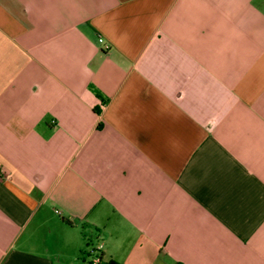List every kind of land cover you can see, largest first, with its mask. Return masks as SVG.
<instances>
[{
  "label": "crops",
  "instance_id": "0c3cea01",
  "mask_svg": "<svg viewBox=\"0 0 264 264\" xmlns=\"http://www.w3.org/2000/svg\"><path fill=\"white\" fill-rule=\"evenodd\" d=\"M97 244L264 264V0H0V264Z\"/></svg>",
  "mask_w": 264,
  "mask_h": 264
},
{
  "label": "built area",
  "instance_id": "2783aa9c",
  "mask_svg": "<svg viewBox=\"0 0 264 264\" xmlns=\"http://www.w3.org/2000/svg\"><path fill=\"white\" fill-rule=\"evenodd\" d=\"M98 42L102 44V48H106L107 45L103 43L102 38H97ZM100 244H97L95 248L91 250L92 254L83 262V264H97L99 261Z\"/></svg>",
  "mask_w": 264,
  "mask_h": 264
},
{
  "label": "trees",
  "instance_id": "16d2710c",
  "mask_svg": "<svg viewBox=\"0 0 264 264\" xmlns=\"http://www.w3.org/2000/svg\"><path fill=\"white\" fill-rule=\"evenodd\" d=\"M106 264H121V263L116 262V261H114V260H112V259H108V260L106 261ZM173 264H181V263H179V262H174Z\"/></svg>",
  "mask_w": 264,
  "mask_h": 264
},
{
  "label": "rangeland",
  "instance_id": "374dc122",
  "mask_svg": "<svg viewBox=\"0 0 264 264\" xmlns=\"http://www.w3.org/2000/svg\"><path fill=\"white\" fill-rule=\"evenodd\" d=\"M99 264H104V261H103V260H101Z\"/></svg>",
  "mask_w": 264,
  "mask_h": 264
}]
</instances>
